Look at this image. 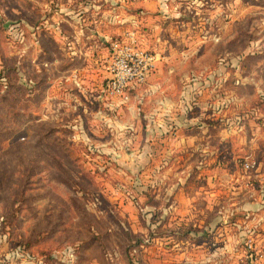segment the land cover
Returning <instances> with one entry per match:
<instances>
[{
  "label": "rangeland",
  "instance_id": "374dc122",
  "mask_svg": "<svg viewBox=\"0 0 264 264\" xmlns=\"http://www.w3.org/2000/svg\"><path fill=\"white\" fill-rule=\"evenodd\" d=\"M41 259L264 264V0H0V264Z\"/></svg>",
  "mask_w": 264,
  "mask_h": 264
},
{
  "label": "built area",
  "instance_id": "2783aa9c",
  "mask_svg": "<svg viewBox=\"0 0 264 264\" xmlns=\"http://www.w3.org/2000/svg\"><path fill=\"white\" fill-rule=\"evenodd\" d=\"M111 50L109 74L106 83L103 84V91L106 92L107 97L119 98L123 102L130 98L129 88L146 78L154 64V55L130 42L120 40L111 42ZM107 104H113V102H107ZM246 165L248 166L249 163ZM71 254L74 253L71 252ZM41 260L43 262V259Z\"/></svg>",
  "mask_w": 264,
  "mask_h": 264
},
{
  "label": "crops",
  "instance_id": "0c3cea01",
  "mask_svg": "<svg viewBox=\"0 0 264 264\" xmlns=\"http://www.w3.org/2000/svg\"><path fill=\"white\" fill-rule=\"evenodd\" d=\"M77 69H78V67L72 68V71H73L72 74H74L75 70H77ZM61 76H62V78H63L64 75H61ZM67 77H68V76H67ZM98 97H99L100 100H105V98H100V97H102V93H101V92L99 93ZM103 97H104V96H103Z\"/></svg>",
  "mask_w": 264,
  "mask_h": 264
}]
</instances>
